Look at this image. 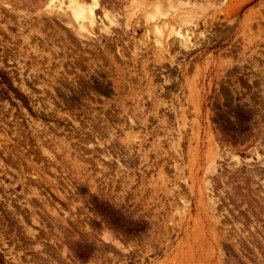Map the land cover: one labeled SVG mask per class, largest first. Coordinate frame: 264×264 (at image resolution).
<instances>
[{"label":"rangeland","instance_id":"obj_1","mask_svg":"<svg viewBox=\"0 0 264 264\" xmlns=\"http://www.w3.org/2000/svg\"><path fill=\"white\" fill-rule=\"evenodd\" d=\"M96 2L0 0V264H264V0Z\"/></svg>","mask_w":264,"mask_h":264},{"label":"bare ground","instance_id":"obj_2","mask_svg":"<svg viewBox=\"0 0 264 264\" xmlns=\"http://www.w3.org/2000/svg\"><path fill=\"white\" fill-rule=\"evenodd\" d=\"M54 1V0H50ZM57 1V0H56ZM87 1V0H86ZM90 1L89 5L87 3H84V0H58V6L60 10L72 20V26L75 27L77 32L88 33L86 28H89V30H93V28H97L99 31H104L105 33H108V28L110 25H112V22L110 21V24L105 25V20L107 19L104 17H99L96 13V6H97V0H88ZM108 20V19H107ZM114 24V23H113ZM158 36L161 34V29H155ZM178 30H175L173 27L170 28V34L177 35V39L183 44L187 42V37L182 34L181 32H177ZM93 32V31H91ZM110 33V32H109ZM91 34V33H90ZM88 34V35H90ZM107 35V34H106ZM170 36V35H169ZM160 37V36H159ZM167 38V37H166ZM155 43L159 44V40H154Z\"/></svg>","mask_w":264,"mask_h":264}]
</instances>
